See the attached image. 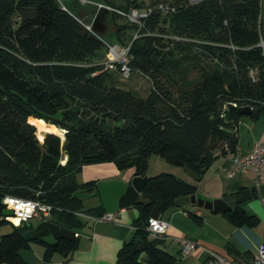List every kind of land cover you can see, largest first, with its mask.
Listing matches in <instances>:
<instances>
[{
	"label": "trees",
	"instance_id": "trees-1",
	"mask_svg": "<svg viewBox=\"0 0 264 264\" xmlns=\"http://www.w3.org/2000/svg\"><path fill=\"white\" fill-rule=\"evenodd\" d=\"M149 1L152 10L142 9V0L106 4L110 15L126 20L131 10L145 13L140 27L127 20L138 29L137 37L120 43L131 42L129 68L150 80L147 95L140 97L116 83L118 65L93 60L103 35L85 29L83 23L91 19L80 20L60 0H0V224L11 227L0 236V264H27L21 250L30 246L20 235L29 221L16 226L4 219L11 213L2 202L5 195L52 205L46 221L76 232L85 224L78 212H105L97 180L76 179L82 165L114 161L118 169L146 175L149 157L157 155L200 176L217 156L237 153L239 117L224 122L226 102L251 106V119L264 116V47L259 46L264 0H169L172 12L165 15L155 8L162 0ZM197 45L211 62L198 79L165 73L170 54ZM128 118L133 122L127 127L116 125ZM37 120L62 129V140L47 131L39 140ZM195 191V185L172 173L147 176L142 193L151 202L134 204L133 235L119 249L118 264H137L136 240L145 243L148 264H175L174 255L150 243L148 219L154 206L163 211L174 206L175 198ZM85 192L97 196L98 203L85 208L79 195ZM239 193L225 196L234 198L236 209L224 216L235 226H254L257 218L238 207ZM33 226L45 261L55 253L67 258L77 245L78 237L47 241L44 221Z\"/></svg>",
	"mask_w": 264,
	"mask_h": 264
},
{
	"label": "crops",
	"instance_id": "crops-1",
	"mask_svg": "<svg viewBox=\"0 0 264 264\" xmlns=\"http://www.w3.org/2000/svg\"><path fill=\"white\" fill-rule=\"evenodd\" d=\"M235 127L238 136L237 154L247 153L256 140L264 143V116L256 119L240 116ZM150 161L151 156L148 159L147 176H150L148 172ZM92 164L99 166L86 169L81 182L91 179L97 181L123 179L134 172L133 168L118 169L114 161ZM85 165L88 164L82 165L81 171ZM232 168H234L232 157L220 155L211 162L198 180L193 179L184 168L171 170L178 178L195 185V194L206 200L225 198L233 192L240 191L241 201L238 207L258 220L256 225L251 227L235 226L224 213H215L196 206L183 209L174 205L160 211L159 217L167 221L169 227L165 235H151L150 243L174 255L175 264H210L208 250L230 262L249 263L258 244L264 242V195L259 193V189H255L251 171L227 173ZM244 189L249 190L248 198L242 194ZM188 212L199 216L201 221L194 220ZM112 213L114 214L112 221H94L81 216L85 224L76 229L77 245L69 256L64 258L61 254L55 253L50 261H45L43 251L42 253L39 251L38 264H118L117 253L123 243L133 235V222L138 212L132 205ZM49 236L53 241L52 236ZM176 238L194 241L205 249L198 248L188 254H181Z\"/></svg>",
	"mask_w": 264,
	"mask_h": 264
},
{
	"label": "rangeland",
	"instance_id": "rangeland-1",
	"mask_svg": "<svg viewBox=\"0 0 264 264\" xmlns=\"http://www.w3.org/2000/svg\"><path fill=\"white\" fill-rule=\"evenodd\" d=\"M64 3V5L69 9L71 13H73L80 20L87 21L92 20L97 12V2L99 4L108 6L107 1H112L116 5H122L123 0H60ZM169 0H162L155 5V8H160L162 11V15L169 14L172 12L170 6L168 4ZM98 4V5H99ZM108 4V5H106ZM150 4L149 0H142V9L144 8H152L147 5ZM152 10V9H151ZM107 24V30L101 37V41L103 45L95 51V56L93 60L95 61H106L108 59V44H120L123 42H127L129 38L134 39L135 35L138 33V29L133 27L125 18L122 16H115L111 14L107 20H105ZM117 31L119 35H117ZM137 37V36H136ZM210 60L204 58L201 54L200 48L197 46H193L191 49L183 52H173L164 60L165 73H168L170 76L181 79L183 78L186 81H194L198 79L201 68L209 67ZM112 68V67H110ZM183 72L182 76H179L177 72ZM116 83L126 89L131 90L135 94L140 97H145L150 89L151 83L148 77L141 74L137 69L130 66V73L127 77H124L121 73L115 74ZM46 123V122H45ZM48 124V123H47ZM36 126V125H35ZM45 131H38L36 126V135L39 140H42L43 133ZM63 133V130H62ZM57 134V133H56ZM59 135V134H57ZM60 136V135H59ZM61 140L62 137L60 136ZM157 155H151V161L149 164L148 172L150 176L156 175L160 172L172 173V169L174 168H182L181 166L174 165L164 161L163 159H159ZM159 160V161H156ZM159 162V163H158ZM97 164H88L84 166V169L76 175V179L78 182L83 181V177H85V171L88 168H96ZM99 181V180H98ZM80 197L83 198L85 208H89L98 203L97 196L90 193H81ZM33 225H39L43 222V220L39 218H32L29 220ZM11 230L9 224L2 223L0 224V236L2 234L8 233ZM47 241H51L50 236L46 237ZM30 246L27 249L21 250V255L25 259L27 264H38L37 261V252L43 251L42 245L35 241H30ZM39 255V254H38Z\"/></svg>",
	"mask_w": 264,
	"mask_h": 264
},
{
	"label": "water",
	"instance_id": "water-1",
	"mask_svg": "<svg viewBox=\"0 0 264 264\" xmlns=\"http://www.w3.org/2000/svg\"><path fill=\"white\" fill-rule=\"evenodd\" d=\"M109 9L105 6H100L97 10L94 18L91 22L92 35H103L107 30V24L105 20L109 18ZM19 20V18H18ZM252 113V107L249 105H238L233 102H226L221 112V116L225 123L231 124L234 122L236 117L240 116H249ZM91 119H94L96 122L100 121V117H95L90 115ZM106 122L107 125H113L111 119H101ZM133 122V119H126L124 121H119L116 125L127 127L130 123ZM64 132V131H63ZM64 137V134H63ZM184 170L195 180L199 179L193 170L185 168ZM147 179V175H139L137 172H133L129 177L123 179H114V180H99L96 182V189L98 192V197L100 199L101 205L105 212H116L121 208L129 207L134 205L137 202H151L148 196L142 193V186ZM259 193L264 195V185L259 187ZM242 194L245 198L249 197V190H242ZM234 198L231 200H226L224 198H217L213 200H206L195 193L190 195L179 196L175 198L174 205L177 207H188L196 206L199 208H204L211 210L215 213H225L226 211H234L236 206L233 204ZM160 210L158 206H154L150 212V217H159ZM45 225L49 230V234L54 240L61 238L74 241L76 239L75 232L71 229L64 227H59L51 222L44 221ZM31 225L27 229L21 232V237L30 242L34 241L37 237L35 227ZM146 245L142 240H136L133 244V251L139 252L137 257V264H148V257L145 252Z\"/></svg>",
	"mask_w": 264,
	"mask_h": 264
},
{
	"label": "built area",
	"instance_id": "built-area-1",
	"mask_svg": "<svg viewBox=\"0 0 264 264\" xmlns=\"http://www.w3.org/2000/svg\"><path fill=\"white\" fill-rule=\"evenodd\" d=\"M99 6L104 5L99 4ZM105 7L112 10L110 6ZM125 15L128 21L137 23L138 27H140L142 25L140 18L144 16L145 13H139L137 10H131ZM91 22L92 20L88 23H83L85 29L90 32H92ZM136 36L137 35L134 37ZM130 44L131 42L126 45H120L117 43L108 44V59L102 63L105 66L112 68L118 65L120 73L124 77H127L130 73L128 64ZM259 46L264 47V36L261 37ZM228 155L232 157L234 168L228 170L227 173L235 171L245 173L247 171H251L253 173L255 189L258 190L261 185H264V143L256 140L247 153H230ZM63 162L64 161H62V163ZM2 202L7 209L11 210V213L7 214L4 219L16 226L22 224L23 222H28L34 217L46 221L53 209L52 205L45 204L37 199H27L10 195H5ZM21 205H23V207H21ZM77 214L94 221H112L114 218V214L112 212H104L100 216H93L84 212H78ZM15 220H17V222H15ZM168 227V222L160 217H149L146 229L150 235L160 236L166 234ZM75 236L77 237L78 233L75 232ZM176 240L181 254H188L198 248L205 249L203 246L186 238H176ZM208 253L210 264H264V242L258 244L257 249L252 255L249 263L230 262L211 250H208Z\"/></svg>",
	"mask_w": 264,
	"mask_h": 264
},
{
	"label": "bare ground",
	"instance_id": "bare-ground-1",
	"mask_svg": "<svg viewBox=\"0 0 264 264\" xmlns=\"http://www.w3.org/2000/svg\"><path fill=\"white\" fill-rule=\"evenodd\" d=\"M34 124L37 126L39 132L41 131L54 132L59 134L63 138L62 129L57 128L53 124H47L39 120L35 121ZM15 222H17V220H15Z\"/></svg>",
	"mask_w": 264,
	"mask_h": 264
},
{
	"label": "clouds",
	"instance_id": "clouds-1",
	"mask_svg": "<svg viewBox=\"0 0 264 264\" xmlns=\"http://www.w3.org/2000/svg\"><path fill=\"white\" fill-rule=\"evenodd\" d=\"M21 207H23V205H21Z\"/></svg>",
	"mask_w": 264,
	"mask_h": 264
},
{
	"label": "flooded vegetation",
	"instance_id": "flooded-vegetation-1",
	"mask_svg": "<svg viewBox=\"0 0 264 264\" xmlns=\"http://www.w3.org/2000/svg\"><path fill=\"white\" fill-rule=\"evenodd\" d=\"M30 224H32L31 222H30ZM33 225V224H32Z\"/></svg>",
	"mask_w": 264,
	"mask_h": 264
}]
</instances>
